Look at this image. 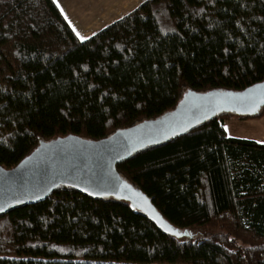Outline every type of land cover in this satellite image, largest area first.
Masks as SVG:
<instances>
[{
	"label": "trees",
	"instance_id": "16d2710c",
	"mask_svg": "<svg viewBox=\"0 0 264 264\" xmlns=\"http://www.w3.org/2000/svg\"><path fill=\"white\" fill-rule=\"evenodd\" d=\"M263 81L264 0H145L85 40L52 0H0V166L155 119L186 90ZM263 115H217L115 165L186 236L62 186L0 214V264H264V145L223 128Z\"/></svg>",
	"mask_w": 264,
	"mask_h": 264
},
{
	"label": "water",
	"instance_id": "95a60500",
	"mask_svg": "<svg viewBox=\"0 0 264 264\" xmlns=\"http://www.w3.org/2000/svg\"><path fill=\"white\" fill-rule=\"evenodd\" d=\"M262 107L264 81L239 91L186 90L170 111L100 140L67 135L39 141L13 168L0 166V214L14 206L43 201L63 186L89 197L126 202L165 234L184 237L187 232L168 223L144 193L116 172L115 165L139 151L182 136L217 115L253 116Z\"/></svg>",
	"mask_w": 264,
	"mask_h": 264
},
{
	"label": "crops",
	"instance_id": "0c3cea01",
	"mask_svg": "<svg viewBox=\"0 0 264 264\" xmlns=\"http://www.w3.org/2000/svg\"><path fill=\"white\" fill-rule=\"evenodd\" d=\"M74 34L85 40L134 10L145 0H52ZM227 137L264 145V116L259 119L225 122ZM227 129L230 130L229 134Z\"/></svg>",
	"mask_w": 264,
	"mask_h": 264
},
{
	"label": "rangeland",
	"instance_id": "374dc122",
	"mask_svg": "<svg viewBox=\"0 0 264 264\" xmlns=\"http://www.w3.org/2000/svg\"><path fill=\"white\" fill-rule=\"evenodd\" d=\"M264 116V115H263ZM249 120H254V119H249ZM239 121H245V120H238V119H236L235 117H231V119H228L226 122H239ZM224 128V127H223ZM227 132L229 133V134H231L230 133V130L229 129H227ZM191 233L196 237V236H203V235H207V234H209L208 232H205V231H203V230H192L191 231Z\"/></svg>",
	"mask_w": 264,
	"mask_h": 264
},
{
	"label": "snow or ice",
	"instance_id": "6c2138e0",
	"mask_svg": "<svg viewBox=\"0 0 264 264\" xmlns=\"http://www.w3.org/2000/svg\"><path fill=\"white\" fill-rule=\"evenodd\" d=\"M0 211H3V209H2V208H0ZM174 234H177V235H179V233H174Z\"/></svg>",
	"mask_w": 264,
	"mask_h": 264
}]
</instances>
